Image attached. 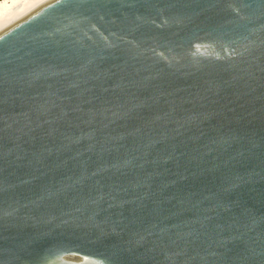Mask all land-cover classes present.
I'll list each match as a JSON object with an SVG mask.
<instances>
[{"label":"water","instance_id":"water-1","mask_svg":"<svg viewBox=\"0 0 264 264\" xmlns=\"http://www.w3.org/2000/svg\"><path fill=\"white\" fill-rule=\"evenodd\" d=\"M0 264H264V0L2 22Z\"/></svg>","mask_w":264,"mask_h":264},{"label":"bare ground","instance_id":"bare-ground-1","mask_svg":"<svg viewBox=\"0 0 264 264\" xmlns=\"http://www.w3.org/2000/svg\"><path fill=\"white\" fill-rule=\"evenodd\" d=\"M41 0H0V24Z\"/></svg>","mask_w":264,"mask_h":264}]
</instances>
